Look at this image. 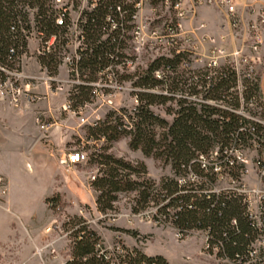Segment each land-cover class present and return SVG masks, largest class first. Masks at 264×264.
<instances>
[{"label": "built area", "instance_id": "1", "mask_svg": "<svg viewBox=\"0 0 264 264\" xmlns=\"http://www.w3.org/2000/svg\"><path fill=\"white\" fill-rule=\"evenodd\" d=\"M17 1L19 2L17 8L23 15H26V21L30 29L25 30L22 28L20 19H17L16 24L10 28L13 34L20 31L18 32L20 37L18 41L16 40V47H12L9 50L11 56L9 65L0 63V102L7 103L13 108H19L21 106L37 104L43 99H49L50 96H57L59 93L65 91L66 99L61 104L60 110L67 114V116L74 117L78 116L87 104L96 99L99 93L107 96L111 91L116 90L118 86H122L123 82L119 81L122 74H131L130 70L134 68L136 63L133 45L136 37L141 34L143 29L142 25H136L137 16L143 6L150 0H121L124 3L123 5L129 7L132 12L130 19L126 23L128 30H124L123 25L118 26L110 16L107 17L109 27L107 33L103 35L102 40L109 39L113 32H117L121 28L119 32L125 36L120 35L119 40L122 39L124 43H122L123 46L121 45L117 49L115 53L117 57H111L110 64L99 70L96 75L97 80L94 81H90L89 76L82 75L79 70V64L82 62L83 54L87 50L83 31V25L86 23L84 14H90L103 0H71L69 3L63 4H61L62 0H54L55 3L51 6L49 14L54 26L64 31V43L61 47L64 50L56 74L50 73L47 68L42 66L40 60L47 58L54 52L58 44V36H47L43 30L36 26L35 15L38 10L36 7L30 5V2L33 0ZM156 1L164 5L173 14V17L166 20L163 25V38L166 45L172 48L169 58L174 55H186L180 68H185L189 71L192 62L186 58L192 55L198 57L195 54L198 46L196 45L189 50L188 48H182L180 43H189L191 39L195 40L191 36H196L194 32L204 31L207 28V24L200 22L195 31L191 32V30L187 31L183 22L195 19L198 9L203 7L212 9L220 16L217 23L216 35L199 33L197 40H195L200 46L204 44L210 46L209 54L211 57H208L209 61L205 67L206 70L198 74L193 73L191 80L197 82L198 79L204 76L208 82L207 84H209L215 77L232 78L233 82L227 90V96L230 101L232 96L237 95L238 107H234V105L228 104L225 101L218 103L206 102L199 97H189L188 100L195 103L217 105L242 118L243 122L240 127V133L245 138L246 145L236 146L233 144L222 151L216 148L208 155H200L198 162L204 174H195L189 170L184 177L178 179V182L181 185L185 184L186 189H189V184H193L192 186L195 187L203 186L202 192L200 190L199 192L200 194H206L208 199L214 196L215 198L238 200L242 207L244 219L251 231L245 250L241 253L231 254L224 244L214 241L208 229H189L183 232L175 229L171 221L159 214L157 206L153 204H150L142 211L132 213L136 215L152 209L153 211L146 214V218L157 225L171 226L181 240L188 238L192 233L201 234L203 237L202 253L213 257L214 261L219 264H264V111L260 114V118L255 113L249 111V107L260 106L259 98L261 92L256 66L261 62L259 51L264 46V0ZM121 10L122 8L119 6L117 11L123 14ZM72 12L77 14L76 18L71 16ZM150 34L155 37L156 31L151 30ZM180 35L184 36L182 41L178 38ZM30 43L35 45L32 51H29ZM227 43H237L240 47L235 48L231 54H227L226 49L223 47ZM30 58H34L38 64L40 68L38 74H27L24 71L26 62ZM222 58V65H219V59ZM61 68L65 69L66 79L60 82L57 79V75ZM222 68L226 70H221ZM156 75L160 77L159 72ZM63 85L67 87V90ZM255 85L257 86V92H254V95L246 101L245 94L250 93ZM40 87H44V94L40 93ZM78 87H87L91 90L90 101L85 102L76 110L72 98L77 93ZM136 92H139V90L136 88L130 89L137 107L138 101L134 95ZM151 92L154 93L155 91ZM162 94L166 95L167 93L164 91ZM174 97L181 98L182 96L176 95ZM246 112H248V115ZM98 121L100 120L97 119L95 122L87 124V127L96 126ZM35 123L45 132L51 127V123L46 122L42 113L36 115ZM257 126L261 130H258ZM248 152H252L253 154L250 160L253 166L250 169L248 168L249 162L246 157V153L248 154ZM85 161H87L86 154L78 150H70L64 158L59 160V164L61 167H66L70 170L71 167ZM251 172L255 173L256 185L254 189L249 188L244 182V178L248 177ZM207 175L214 178L212 183H209ZM90 179L91 182L94 181L95 176L92 175ZM6 195L7 187L3 179L0 178V199ZM255 202L257 203L256 208L253 207ZM47 206L52 211L61 210L63 203L58 201L56 204H49ZM81 213L75 216L64 217L63 223L64 226H67V236L71 241L68 258L61 264H67L73 260L71 252L74 244L73 233L82 226L86 227L88 232H92L97 236L98 241L94 246V251L103 264H147L145 261L133 263L131 259L136 258V253L142 254L146 259L154 257L136 245L127 246L120 236L116 238L114 245L108 248L105 245L103 237L91 228L90 222ZM231 226L235 229L238 228L236 218L231 219ZM50 230L49 228L46 232L48 233ZM113 230L120 234H127L131 238L137 237H133L130 234L132 232H128L129 230L126 229L117 227L113 228ZM237 232L239 233L238 229ZM51 253L54 254V251L52 250ZM166 263L169 264L167 261ZM150 264H156V262Z\"/></svg>", "mask_w": 264, "mask_h": 264}, {"label": "trees", "instance_id": "2", "mask_svg": "<svg viewBox=\"0 0 264 264\" xmlns=\"http://www.w3.org/2000/svg\"><path fill=\"white\" fill-rule=\"evenodd\" d=\"M47 0H33L32 7L37 8L35 15L36 26L43 30L47 36H58V44L54 52L47 58L40 60L42 66L56 74L60 58L57 51L64 43V31L55 27L49 14ZM17 0H0V63L9 65L11 59L9 50L16 47V40L20 34L12 33L10 28L20 19L22 28L29 30L26 15L17 8ZM121 0H103L90 14L86 13V23L83 31L86 39L87 50L83 54L79 70L82 75L89 76L90 81L97 80V74L101 68H105L111 62V57L116 56V51L123 46L121 36L117 32L107 40H102L107 33V17L110 16L118 26L123 25L124 30L130 19L131 9L123 5ZM122 8L123 14L117 11ZM127 11V12H126ZM117 57V56H116ZM119 57V55H118ZM186 55H174L171 58L160 57L155 59L148 67L138 74L136 80L131 74H122L119 81H128L139 90L134 93L138 106L134 111L118 110L109 111L105 117L98 121L94 127H86L85 140L102 142V146L95 148L88 155V163L97 167V176L90 182V187L97 194L96 207L103 214L114 210L120 194H133L131 207L133 213L144 210L150 204L157 206L159 214L170 220L173 227L180 232L189 229H208L215 242L224 244L231 254L241 253L245 250L251 229L244 219L242 207L238 200L207 198L206 194H200L203 186H192L186 189L178 179L184 177L190 170L195 174H204L198 162L200 155H208L219 148L246 145L245 138L240 133L243 119L236 114L206 103H195L188 100L189 97H199L206 102L225 101L238 107L237 95L228 100L227 90L233 82L232 78L215 77L209 84L205 77L197 82L176 81L170 84V78L164 73L176 74L189 72L180 68ZM181 69V70H180ZM205 70V69H204ZM221 70H226L222 68ZM229 70V69H227ZM160 77H157V73ZM180 74V73H179ZM133 79V80H132ZM179 83V84H178ZM165 91L167 94H156L151 91ZM90 88L78 87L73 95L74 108L90 101ZM255 85L250 93L245 94L246 101L257 92ZM181 95V98L174 96ZM168 101H174L177 109L170 111L174 115L169 123L152 112L151 107L165 105ZM258 130H261L257 126ZM128 139V147L132 151H140L145 158H152L164 167H170L172 178L162 180L159 185L146 179V169L143 164H132L113 155L106 154L110 145ZM108 146V148H107ZM209 183L214 178L207 175ZM200 190V192H199ZM199 192V193H198ZM60 201L59 194L52 195L45 200L47 205ZM236 218L238 230L231 226V219ZM77 225V223H76ZM133 237L138 234L130 233ZM74 244L72 246L73 260L67 264H103L94 251L98 241L97 236L82 226L73 233ZM136 252V251H135ZM133 263L145 261L147 264H167L161 256L146 259L140 253L131 259Z\"/></svg>", "mask_w": 264, "mask_h": 264}, {"label": "rangeland", "instance_id": "3", "mask_svg": "<svg viewBox=\"0 0 264 264\" xmlns=\"http://www.w3.org/2000/svg\"><path fill=\"white\" fill-rule=\"evenodd\" d=\"M70 1L62 0L61 4L69 3ZM54 3V0L46 1L49 10ZM74 5L76 6L77 4ZM71 16L76 18L77 14L72 12ZM172 17L173 14L156 0H150L139 11L136 25H142L143 29L141 34L136 37L133 45L134 52H132L136 55V63L134 68L130 70V76L134 80L155 59L170 57L172 48L166 45L163 38V25L166 20ZM219 18L220 16L215 11L203 7L198 9L195 19L192 21L187 20L183 23H185L187 31L191 30V32L195 31L200 22L207 24V28L204 31L194 32L196 36H191V38L197 40L199 33L216 35ZM151 30L156 31L155 37L150 34ZM182 35L178 36L181 41L184 39ZM195 40L191 39L189 43H180L182 48H188L189 50L197 45L195 54L198 57L192 55L186 58L192 62L189 72H178V76L164 73L171 77L170 84L173 82L172 79H175V82L184 80L189 84L192 81L193 73L198 74L207 66L208 57H211L209 54L210 46L205 44L200 46ZM238 46L239 44L237 43H227L223 47L226 49L227 54H231L235 48L240 47ZM63 50V48H60L57 51V57L60 58L62 56ZM259 55L261 56V62L256 66V72L261 92L259 98L260 106L249 107V111L255 113L257 117L264 111V46L260 49ZM219 60L218 64L222 65L223 58ZM57 79L60 82L66 79L64 68L58 71ZM64 88L67 90L66 86ZM131 88H134L132 83L124 81L122 86H118L116 90L111 91L107 96L99 93L96 99L87 104L80 114L74 117H69L60 110L61 104L66 99L65 91L39 102L49 104L48 108L57 111L60 114L59 117L71 124L69 125L70 129L75 131V136L71 137L67 150L83 152L87 156V161L71 167L70 170L63 167L64 173H61L60 177L62 180L69 178L71 183H63L64 191L62 190V192L64 193H55L59 194L60 202L63 203V208L55 211L50 210L47 204L45 206L44 203L37 200L33 201L34 203L32 202L30 207L23 204L24 196L29 193L26 189L36 188L41 180L45 183V177L39 174V169L37 170L34 162L29 159L22 160L18 164V173L12 174L14 184L9 192V197L13 196V203L7 202V196L0 199V264H61L68 258L71 241L67 236V226H64L63 223L64 217L75 216L80 212L90 222L91 228L103 237L108 248H111L116 238L120 236L127 246L136 245L150 255L161 256L169 264H219L214 261L213 257L202 253L203 237L201 234L192 233L188 238L181 240L171 226L157 225L146 218V214L153 211L152 209L134 215L131 209L132 200L134 199L133 194H120L117 202L114 203V210L111 213H107L108 215H102L97 211V194L90 187V177L92 175L96 177L98 170L95 165L88 163V155L94 147H101L102 142L86 141V127L87 124L95 122L97 119L102 120L109 111H134L137 104L132 93H130ZM163 92L162 88H160L155 90L154 93ZM168 109L174 112L177 109L176 102L168 101L163 106L155 105L151 107L152 112L170 123L174 115L172 112H168ZM106 150V154L113 155L116 158L132 164H143L147 173L145 178L156 185H159L164 179L172 178L170 167H164L152 158H145L140 151L130 150L127 138L110 145ZM1 157L2 152L0 150V160H2ZM246 157L249 162L248 168L250 169L253 166L250 161L253 157L252 152L246 153ZM0 178L3 179L7 187L5 179L3 177ZM244 182L249 188L254 189L256 185L255 173H249L248 177L244 178ZM30 198L34 200L35 197L31 196ZM256 202L253 204L254 208H256ZM117 227L129 230L128 232L135 233L136 231L138 235L136 238H131L127 234H120L113 230V228ZM49 228L51 230L47 233L46 230ZM52 250L54 254L51 253Z\"/></svg>", "mask_w": 264, "mask_h": 264}, {"label": "crops", "instance_id": "4", "mask_svg": "<svg viewBox=\"0 0 264 264\" xmlns=\"http://www.w3.org/2000/svg\"><path fill=\"white\" fill-rule=\"evenodd\" d=\"M32 49L34 45L30 43L29 51ZM26 63L24 71L27 74H38L40 68L34 58L28 59ZM39 91L44 94V87H40ZM48 105L42 102L13 108L0 102V177L7 184L6 196L9 203L14 201L12 195L9 197L10 188L14 184L12 174L18 173V164L22 160L33 161L39 174L45 177V183L41 180L36 188L26 189L29 193L24 196L23 204L27 207L35 200L46 206L45 200L48 197L64 193V182L71 183L69 178L61 179L60 174L64 173V169L59 160L69 151L67 145L71 142V137L75 136V131L70 129L68 121L59 117L60 114L48 108ZM39 113L44 114L46 122L51 123L46 132L35 123V117ZM31 196L35 197L34 200Z\"/></svg>", "mask_w": 264, "mask_h": 264}]
</instances>
